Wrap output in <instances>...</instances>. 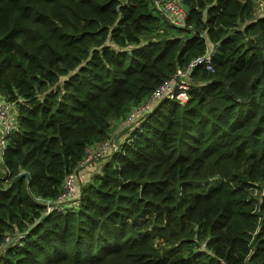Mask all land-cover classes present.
<instances>
[{
	"label": "trees",
	"instance_id": "1",
	"mask_svg": "<svg viewBox=\"0 0 264 264\" xmlns=\"http://www.w3.org/2000/svg\"><path fill=\"white\" fill-rule=\"evenodd\" d=\"M152 1L0 0V97L19 109L0 155V264H264L259 0H184L183 26ZM208 48L214 70L192 69L185 101L113 138ZM89 150L102 172L59 209Z\"/></svg>",
	"mask_w": 264,
	"mask_h": 264
},
{
	"label": "built area",
	"instance_id": "2",
	"mask_svg": "<svg viewBox=\"0 0 264 264\" xmlns=\"http://www.w3.org/2000/svg\"><path fill=\"white\" fill-rule=\"evenodd\" d=\"M154 8L160 13L166 16L171 23L179 26L185 25V19L188 14V6L184 0H153ZM256 15L264 13V0H259L256 3ZM199 65H206L208 68L214 70V65L212 61L211 48H208L206 53L192 59L187 65V67H178L176 72L164 80L159 86H157L144 101L134 106L131 110L132 112L128 116L126 123L134 122L139 116H141L146 111H152L157 103L162 99H179L185 101L188 98V88L191 82V71ZM127 118V117H126ZM19 126V109L16 104L7 100H0V152L6 150L8 146V135L10 132L18 129ZM111 145L115 143L110 138ZM108 142L100 143L98 146L101 148L99 154H103ZM99 154H94L89 150L85 159L80 164L79 167L70 172L61 187V192L58 197L53 200L63 209L61 205L65 201H69L78 197L79 193V173L83 171L87 166L90 165ZM48 209H51L49 206ZM10 241V237L6 236V242Z\"/></svg>",
	"mask_w": 264,
	"mask_h": 264
},
{
	"label": "rangeland",
	"instance_id": "3",
	"mask_svg": "<svg viewBox=\"0 0 264 264\" xmlns=\"http://www.w3.org/2000/svg\"><path fill=\"white\" fill-rule=\"evenodd\" d=\"M156 13H158L162 18L163 17H166L164 14L160 13L159 11L157 10H154ZM168 22L170 23V20L167 19ZM2 98L0 97V100ZM135 109V107H134ZM132 111H129L127 113V115L129 116V114L131 113ZM125 116L124 119H119L117 121H115V124L113 126V129H112V135H113V138H116V135L113 134L117 129H119L120 127L124 128V125H126V120H128V116ZM127 117V118H126ZM96 155V154H95ZM1 158V157H0ZM88 168H85L83 171H81L79 173V183H81V185H79V193L80 194V190H81V186L88 183L89 181H91L93 179V177L99 173L102 172L103 170V166L102 164H94V163H91L90 165L87 166ZM87 174H90V177L87 179Z\"/></svg>",
	"mask_w": 264,
	"mask_h": 264
},
{
	"label": "crops",
	"instance_id": "4",
	"mask_svg": "<svg viewBox=\"0 0 264 264\" xmlns=\"http://www.w3.org/2000/svg\"><path fill=\"white\" fill-rule=\"evenodd\" d=\"M124 129L122 128V127H120L119 129H117L113 134H115L116 135V138L118 139L120 136H121V134H122V131H123ZM0 155H1V152H0ZM87 179L90 177V174H87ZM81 184V183H80Z\"/></svg>",
	"mask_w": 264,
	"mask_h": 264
},
{
	"label": "water",
	"instance_id": "5",
	"mask_svg": "<svg viewBox=\"0 0 264 264\" xmlns=\"http://www.w3.org/2000/svg\"><path fill=\"white\" fill-rule=\"evenodd\" d=\"M24 174L26 175L27 179L29 180V174L28 173H24Z\"/></svg>",
	"mask_w": 264,
	"mask_h": 264
}]
</instances>
